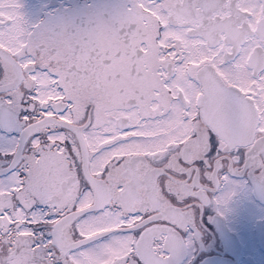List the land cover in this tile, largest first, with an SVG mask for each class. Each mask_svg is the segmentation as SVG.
I'll return each instance as SVG.
<instances>
[{
  "label": "snow or ice",
  "instance_id": "obj_1",
  "mask_svg": "<svg viewBox=\"0 0 264 264\" xmlns=\"http://www.w3.org/2000/svg\"><path fill=\"white\" fill-rule=\"evenodd\" d=\"M21 8L0 0V264H184L233 176L264 189V0Z\"/></svg>",
  "mask_w": 264,
  "mask_h": 264
},
{
  "label": "flooded vegetation",
  "instance_id": "obj_2",
  "mask_svg": "<svg viewBox=\"0 0 264 264\" xmlns=\"http://www.w3.org/2000/svg\"><path fill=\"white\" fill-rule=\"evenodd\" d=\"M91 0H20L33 24L74 13ZM236 194L219 215L215 205L203 210L202 231L195 236L184 264H264V189L249 175L233 176ZM216 192L215 195H219Z\"/></svg>",
  "mask_w": 264,
  "mask_h": 264
}]
</instances>
